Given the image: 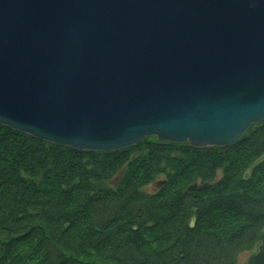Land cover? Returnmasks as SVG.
<instances>
[{
	"label": "water",
	"instance_id": "water-1",
	"mask_svg": "<svg viewBox=\"0 0 264 264\" xmlns=\"http://www.w3.org/2000/svg\"><path fill=\"white\" fill-rule=\"evenodd\" d=\"M263 123L264 0H0L4 127L109 153Z\"/></svg>",
	"mask_w": 264,
	"mask_h": 264
},
{
	"label": "trees",
	"instance_id": "trees-1",
	"mask_svg": "<svg viewBox=\"0 0 264 264\" xmlns=\"http://www.w3.org/2000/svg\"><path fill=\"white\" fill-rule=\"evenodd\" d=\"M256 246L247 264H264V123L225 148L109 153L0 125V264H237Z\"/></svg>",
	"mask_w": 264,
	"mask_h": 264
},
{
	"label": "rangeland",
	"instance_id": "rangeland-1",
	"mask_svg": "<svg viewBox=\"0 0 264 264\" xmlns=\"http://www.w3.org/2000/svg\"><path fill=\"white\" fill-rule=\"evenodd\" d=\"M121 174H118L116 176H114V178H112L110 181L106 182L107 183V187H112V189L115 188V186L118 184L120 178H121ZM164 177L160 176L158 178H156L153 182H151L149 185L145 186L144 188H142V190L147 193H153L156 189H158V187L161 186V184L164 182ZM106 185V184H105ZM258 250V246L254 247L252 250L250 251H245L240 253L237 256V264H247L249 258L255 254Z\"/></svg>",
	"mask_w": 264,
	"mask_h": 264
}]
</instances>
